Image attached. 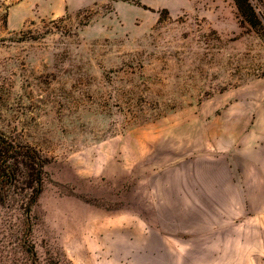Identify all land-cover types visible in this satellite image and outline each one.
Returning a JSON list of instances; mask_svg holds the SVG:
<instances>
[{
	"label": "rangeland",
	"instance_id": "rangeland-1",
	"mask_svg": "<svg viewBox=\"0 0 264 264\" xmlns=\"http://www.w3.org/2000/svg\"><path fill=\"white\" fill-rule=\"evenodd\" d=\"M0 133L50 161L39 264H264V40L232 0H0ZM10 215L0 264H29Z\"/></svg>",
	"mask_w": 264,
	"mask_h": 264
},
{
	"label": "trees",
	"instance_id": "trees-1",
	"mask_svg": "<svg viewBox=\"0 0 264 264\" xmlns=\"http://www.w3.org/2000/svg\"><path fill=\"white\" fill-rule=\"evenodd\" d=\"M232 2L240 17V23L247 25L264 40V17L256 11L252 0ZM49 162L34 146L0 133V210L11 213L3 219L1 226L9 230L18 226L23 230L19 241L29 264H39L29 237L32 229L31 212L37 206L48 181L46 166ZM12 212L19 213L20 218L15 217ZM11 216L18 223L11 221ZM66 264L70 263L66 261Z\"/></svg>",
	"mask_w": 264,
	"mask_h": 264
}]
</instances>
